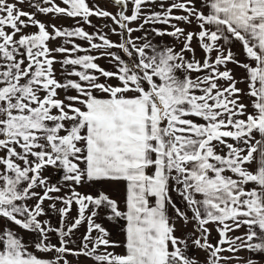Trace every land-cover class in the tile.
Returning <instances> with one entry per match:
<instances>
[{
	"label": "snow or ice",
	"instance_id": "snow-or-ice-1",
	"mask_svg": "<svg viewBox=\"0 0 264 264\" xmlns=\"http://www.w3.org/2000/svg\"><path fill=\"white\" fill-rule=\"evenodd\" d=\"M26 2L32 11L19 6ZM110 2L115 13L89 0H0V264H70L69 255L94 264H262L264 0ZM93 16L110 19L116 27H104L120 42L80 26ZM146 25L176 43L159 47ZM102 58L115 71L96 63ZM105 220L124 222L122 254L109 251L121 243Z\"/></svg>",
	"mask_w": 264,
	"mask_h": 264
},
{
	"label": "rangeland",
	"instance_id": "rangeland-1",
	"mask_svg": "<svg viewBox=\"0 0 264 264\" xmlns=\"http://www.w3.org/2000/svg\"><path fill=\"white\" fill-rule=\"evenodd\" d=\"M14 2V0H13ZM32 2L34 3L35 0H32ZM57 2L59 3V0H57ZM90 5L92 3H96L98 4L100 7L102 8H106L108 11L115 13L118 9L110 2V0H89ZM20 7L24 8L26 11H32V9L29 7L28 2L19 5ZM63 6V5H61ZM197 7H200V3L199 0H197L196 3ZM153 8H156V5L152 6ZM205 11H207L205 9ZM128 14H131V5H129V12ZM176 14H182L180 12H177ZM37 19H40L41 21L45 22L46 24H55L57 27H61V26H65V27H75L77 26L76 24V20L71 19V18H66V17H58V18H53V16L51 14H49L48 16L42 15V14H38L37 15ZM91 26H89L88 24H81L80 26L84 27L85 31H88L89 33H93L97 30H100L102 32H106L108 33V37L109 39H111L114 42L119 43L121 37L118 35H114L112 34L108 28L104 27L106 24L115 28L116 25H114L112 23V21L110 19L107 18H97L95 16L91 17ZM138 22H134L133 24H131V27H136ZM181 27H185L188 30L191 31H198L199 29L196 27L195 23H193L191 26L185 25L183 23L180 24ZM148 32V39L151 40L154 44H157L159 47H164V46H170V45H174L176 42L173 40V38L169 37V36H164V37H159L156 36L154 33H152L151 31V26H145ZM157 27H160L159 25H157ZM50 32L52 31L51 28L48 29ZM25 31L27 32H35L37 31V28L35 27H29L28 29H26ZM117 31H119V29H117ZM144 33L142 32H134L132 33L133 38H135L136 36H140L143 35ZM63 43V39L62 38H58L55 41L50 42V46L55 47V46H59ZM76 43L81 44L84 47H88V44L86 41L80 40V39H76ZM193 46L196 47V53H197V57L198 58H202L203 57V52L200 50V48L198 47V45L196 44V41H193ZM240 44L239 42L236 43V45L232 48L233 51H239L240 50ZM113 51L117 52V54H120L122 56H124V54L119 50V49H113ZM83 54V53H81ZM93 55H98V52H96L95 50L92 52ZM213 57H215V53L212 54ZM59 58V57H58ZM125 59H127L126 56H124ZM96 63H98L101 67H104L106 70H110V71H115V68L113 67V65L109 62V60L107 58H102V59H98L96 61ZM229 68L233 69V72L235 74V76L237 77V79L241 78L244 73L243 71L238 68L235 67L233 64H229L228 65ZM55 68L57 70V75L59 76V73L61 71L60 65L56 64ZM103 79V78H101ZM114 82V81H112ZM240 88H245L246 89V84H238L237 85ZM72 94H75L74 92ZM61 95H63V93H61ZM247 103V101H245ZM48 174L50 175V180L51 182H59V183H63L62 181V173H57L55 172L53 169H49L48 170ZM51 219H52V223L54 225L57 224V217L55 214L51 215ZM104 224V226L106 228H108V230L112 233L111 239L115 240L117 242L121 243V246L118 248H114V249H109V251H114L116 253H120L122 254L124 252V248L122 245V241L124 239L123 237V233L121 231V226L123 224V221H112V222H108V221H100ZM11 227L15 228L14 225H10ZM193 225L190 223L186 229H184L185 231H191L192 230ZM16 231H20L18 228H15ZM85 232V228L81 227L76 233L75 236L73 237V239L76 241V245L75 246H79V237ZM22 235L27 236L26 233H21ZM179 234V233H178ZM93 235H96V233H93ZM218 239L217 233L213 230L210 240L212 243H215L216 240ZM53 243H56V239L55 237H53ZM72 246V245H70ZM33 250L34 249H30ZM195 254L199 257V259L201 261H203L205 259V256L207 255L205 252L200 251V250H196L194 249ZM38 256L42 257V258H46V259H51L53 258V254H47V253H36ZM227 252H223L221 253V255L223 256H229L227 255ZM233 254V253H231ZM236 255H239V253H237ZM67 259L70 261V264H94V261L91 258H86L84 256H72L69 255L67 257ZM223 264V262H222ZM231 264H236V261H232Z\"/></svg>",
	"mask_w": 264,
	"mask_h": 264
},
{
	"label": "crops",
	"instance_id": "crops-1",
	"mask_svg": "<svg viewBox=\"0 0 264 264\" xmlns=\"http://www.w3.org/2000/svg\"><path fill=\"white\" fill-rule=\"evenodd\" d=\"M237 43V42H236ZM236 43H235V45H236ZM124 223V222H123ZM123 225V224H122ZM244 231V229H241L240 230V232H236V233H233L232 235H240L241 234V232H243ZM228 254L227 255H229V256H231V255H233V254H231L230 252H227ZM249 255H251L249 252H247V251H242V252H240L239 253V256H242V257H248ZM256 259H260V257L259 256H257V257H255ZM262 264H264V262H262Z\"/></svg>",
	"mask_w": 264,
	"mask_h": 264
}]
</instances>
